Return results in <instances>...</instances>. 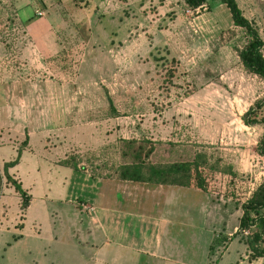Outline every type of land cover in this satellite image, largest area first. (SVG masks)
I'll return each mask as SVG.
<instances>
[{"label":"rangeland","instance_id":"obj_1","mask_svg":"<svg viewBox=\"0 0 264 264\" xmlns=\"http://www.w3.org/2000/svg\"><path fill=\"white\" fill-rule=\"evenodd\" d=\"M235 2L264 57V0ZM244 42L216 0L194 11L180 0H0V264H84L68 246L90 238L81 201L114 206L113 186L147 187L117 178L116 141L143 138L195 154L206 173V192L163 185L179 242L195 234L185 264H264L230 237L264 178V126L241 121L264 92L238 61ZM16 158L9 175L30 196L23 230L2 171Z\"/></svg>","mask_w":264,"mask_h":264},{"label":"trees","instance_id":"obj_2","mask_svg":"<svg viewBox=\"0 0 264 264\" xmlns=\"http://www.w3.org/2000/svg\"><path fill=\"white\" fill-rule=\"evenodd\" d=\"M190 10L194 11L207 5L208 0H180ZM222 4L231 21V26L241 29L245 36L244 45L237 52L238 61L242 69L259 79L264 80V57L261 54L262 41L257 29L243 17L235 0H216ZM207 9V8H206ZM32 18H28L26 25ZM116 117L112 107L110 109ZM242 124L246 127L257 125L264 126V92L241 115ZM161 147L159 142L150 139H118L115 149L119 159L117 178L128 182H147L158 185L182 186L190 189L207 191V177L195 154L185 150H178L169 145ZM159 151L161 153L159 154ZM257 152L264 161V133L257 142ZM19 153V152H18ZM19 155V154H18ZM17 155V157H18ZM163 155H166L163 161ZM17 164V158L3 164L4 180L20 199L19 223L15 228L21 229L24 211L29 201V196L21 188L20 182L6 173L8 168ZM59 164L65 166L66 162ZM69 167V166H68ZM71 168V167H70ZM74 170V166L72 167ZM144 174L146 179H142ZM240 216L236 231L230 236L241 235L248 251L247 260H264V178L240 203ZM210 248V247H209Z\"/></svg>","mask_w":264,"mask_h":264},{"label":"crops","instance_id":"obj_3","mask_svg":"<svg viewBox=\"0 0 264 264\" xmlns=\"http://www.w3.org/2000/svg\"><path fill=\"white\" fill-rule=\"evenodd\" d=\"M29 29L27 27L28 31ZM8 135V131L5 130L0 138L6 140ZM52 163L67 167L69 172L67 177L76 178L72 174L75 170L59 164V161ZM12 168L6 170L8 175ZM67 177L63 176V179ZM142 185L147 187L137 185L135 188L140 192L134 196L127 193L128 191L113 189V186L114 206H93L78 200L81 201V210L91 209V215H88L91 216L90 224L85 227V232L90 238L81 243L68 244L70 247L73 245V252L78 256V261L84 264H185V261H188L192 243L195 241L193 228L187 227L189 234L182 232L186 236L181 244L180 230L183 226L163 217V185L151 183ZM99 193L97 190L95 196H102ZM157 194L160 197H156ZM28 208L29 202L26 209ZM170 227L172 233L167 235L166 231ZM23 228L22 224L21 230ZM38 233L37 231V235ZM19 237L20 235L16 239ZM66 252L67 250L62 251V254ZM41 255L45 257V250Z\"/></svg>","mask_w":264,"mask_h":264},{"label":"built area","instance_id":"obj_4","mask_svg":"<svg viewBox=\"0 0 264 264\" xmlns=\"http://www.w3.org/2000/svg\"><path fill=\"white\" fill-rule=\"evenodd\" d=\"M197 10V9H196ZM39 15V13H37ZM87 212L91 214V209L90 208H86Z\"/></svg>","mask_w":264,"mask_h":264}]
</instances>
